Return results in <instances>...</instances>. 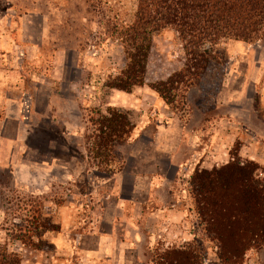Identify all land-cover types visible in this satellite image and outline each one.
<instances>
[{
	"label": "rangeland",
	"instance_id": "1",
	"mask_svg": "<svg viewBox=\"0 0 264 264\" xmlns=\"http://www.w3.org/2000/svg\"><path fill=\"white\" fill-rule=\"evenodd\" d=\"M137 8L138 0H0V249L12 251L20 241L50 251L44 238L62 226L71 237L94 221L109 231L132 211L129 195L138 214L149 195L152 203L139 221L146 235L144 264H159L166 251L190 247L205 257L204 264H223L190 180L197 169L229 163L232 153L258 163L264 180V33L253 42L221 40L201 78L174 85L168 104L150 85L182 70L186 52L175 30L155 32L146 84L131 98L117 96L106 84L126 66L117 36L133 23ZM154 98L161 103L159 118ZM110 108L128 113L135 129L107 163L92 153L90 136L95 111ZM176 115L182 121L176 129L187 131L178 152L185 164L178 170L167 166V153L146 144ZM138 174L154 178L136 196L131 186ZM176 198L192 237L167 246L153 234L158 221L150 214ZM250 251L264 264V247Z\"/></svg>",
	"mask_w": 264,
	"mask_h": 264
},
{
	"label": "trees",
	"instance_id": "2",
	"mask_svg": "<svg viewBox=\"0 0 264 264\" xmlns=\"http://www.w3.org/2000/svg\"><path fill=\"white\" fill-rule=\"evenodd\" d=\"M173 29L186 52L184 68L167 80L150 85L166 103L176 84L192 85L210 63L213 46L223 39L253 42L264 33V0H138L133 23L117 36L125 48L126 66L107 81V87L132 93L146 84L153 34ZM92 153L109 163L116 148L125 144L135 126L128 113L110 108L95 111ZM261 167L243 161L238 153L220 168L197 169L190 180L197 211L205 231L217 242L223 264H244L247 252L264 247V180ZM21 256L0 249V264H21ZM195 248L168 250L159 264H204Z\"/></svg>",
	"mask_w": 264,
	"mask_h": 264
},
{
	"label": "crops",
	"instance_id": "3",
	"mask_svg": "<svg viewBox=\"0 0 264 264\" xmlns=\"http://www.w3.org/2000/svg\"><path fill=\"white\" fill-rule=\"evenodd\" d=\"M140 88V87H138ZM112 94L117 96H123V91L116 89H110ZM138 91V90H137ZM137 92L127 93L128 97L131 98ZM157 97V96H156ZM127 99V98H126ZM153 108L156 109V115L159 118L161 112V103L158 98H154L152 102ZM182 122L181 118L177 115L172 118V123L168 128L159 126L155 138L147 141V147L155 146L157 151L167 153V166L180 168V164H185L182 161V157L178 153L180 147L184 144L186 138L185 129L182 127L176 129L175 122ZM175 126H174V125ZM174 127V128H172ZM176 129V130H175ZM170 141H166L167 138ZM166 141V142H165ZM166 144V146L164 145ZM192 145L191 142L189 143ZM148 150V149H147ZM148 157V152H144L140 157L139 161L144 163ZM158 164H161L159 162ZM137 165V169H138ZM155 172H152V174ZM136 176L134 185L132 184L131 190H134V194L137 196L140 188L149 181L152 186L153 177ZM146 178V179H145ZM41 180H45L42 177ZM125 181V180H124ZM123 182V186H124ZM147 203H142V212L138 214V203L133 202L132 196L129 195L126 200L130 201V207L132 211L128 215L123 216L121 211L122 223L120 226L111 225L109 231H102L97 227V224L92 223L84 228V233L75 234L71 237L65 226L61 227V230L52 232L51 235L45 236L44 239L48 240V243L52 247L50 251H43L39 249H29L25 247L20 241H17L12 246V252L20 253L22 255L21 264H144V248L146 242L145 229L139 223L143 219V212L146 210V206L152 203L150 196H147ZM150 203V204H149ZM137 204V205H136ZM180 198H176L174 203L170 207L164 209H152L151 218L154 217L158 221L157 229L153 231V234L161 235L167 243V246L175 243H180L181 239L188 241L189 237H192L189 230L184 228L185 219L187 213L181 209ZM141 207V206H140ZM60 216L64 217V213H60ZM125 217V220L123 218ZM65 225V224H64ZM92 241V246H91ZM100 250L96 249V245ZM11 246V245H10ZM130 250H135L136 253L131 255ZM255 251L248 254V263L259 264L257 254ZM253 255L254 257H249Z\"/></svg>",
	"mask_w": 264,
	"mask_h": 264
}]
</instances>
